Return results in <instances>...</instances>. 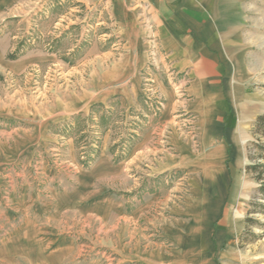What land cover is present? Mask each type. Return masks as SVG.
<instances>
[{
    "label": "rangeland",
    "instance_id": "1",
    "mask_svg": "<svg viewBox=\"0 0 264 264\" xmlns=\"http://www.w3.org/2000/svg\"><path fill=\"white\" fill-rule=\"evenodd\" d=\"M13 11L16 16L0 21V38L9 43L5 59L19 64L0 67V243L8 240L15 254L0 264H36L23 254L22 238L29 236L68 239L72 249L67 264L91 259L119 264L120 229L105 218L103 205L97 203V213H90L81 195L77 206H67L91 175L94 191L112 206L122 199H139L143 190L165 191L174 203L183 204L190 185L181 171L134 180L139 167L146 172L147 163L168 150L172 129L160 121L165 100L156 81L172 86L175 73L150 58L140 73L143 93L136 106L127 109L114 95L78 112H60L90 90L94 68L101 72L123 54L117 26L102 0H20ZM108 51L112 53L106 55ZM171 119L182 136L193 135L194 116L189 112ZM142 139L150 146L146 165L126 167L122 162ZM246 153L258 167L246 177L245 220H250L238 244L244 264H264V130L247 141ZM104 154L112 167L101 163ZM136 230L131 224L129 232Z\"/></svg>",
    "mask_w": 264,
    "mask_h": 264
},
{
    "label": "crops",
    "instance_id": "2",
    "mask_svg": "<svg viewBox=\"0 0 264 264\" xmlns=\"http://www.w3.org/2000/svg\"><path fill=\"white\" fill-rule=\"evenodd\" d=\"M18 4L20 0H0V21L16 16ZM102 4L123 40V54L101 72L94 68L90 90L64 104L60 112H78L114 95L131 108L143 93L140 73L150 58L159 67L172 68V86L156 81L165 100L160 121L172 129L168 150L147 163L143 172L139 166L146 165L150 146L142 139L122 163L139 167L137 182L144 175L149 180L181 171L187 174L190 192L182 205L165 191L143 190L139 199H122L112 206L104 194L94 191L91 175L81 185V194H71L67 207L77 206L81 195L90 213H97V203L103 205L105 218L116 221L120 229L119 264H244L238 242L248 225L246 143L264 115V0H102ZM8 49L9 43L0 38V67L14 69L19 64L5 59ZM183 110L194 116L191 136H182L171 122V116ZM104 155L101 163L112 167ZM129 192L123 195L128 197ZM131 224L136 232H129ZM22 241L23 254L36 264H67L72 249L66 238L29 236ZM9 247L10 242L2 240L0 261L15 254ZM72 264L100 263L91 259Z\"/></svg>",
    "mask_w": 264,
    "mask_h": 264
},
{
    "label": "trees",
    "instance_id": "3",
    "mask_svg": "<svg viewBox=\"0 0 264 264\" xmlns=\"http://www.w3.org/2000/svg\"><path fill=\"white\" fill-rule=\"evenodd\" d=\"M13 55H10V57H12ZM261 130H264V115L263 116H260L256 122V125H255V132L257 131H261ZM258 164H249L247 166V169L250 170V169H257V166ZM250 220V218H246V221L248 222Z\"/></svg>",
    "mask_w": 264,
    "mask_h": 264
},
{
    "label": "built area",
    "instance_id": "4",
    "mask_svg": "<svg viewBox=\"0 0 264 264\" xmlns=\"http://www.w3.org/2000/svg\"><path fill=\"white\" fill-rule=\"evenodd\" d=\"M154 55H155V53H154Z\"/></svg>",
    "mask_w": 264,
    "mask_h": 264
}]
</instances>
